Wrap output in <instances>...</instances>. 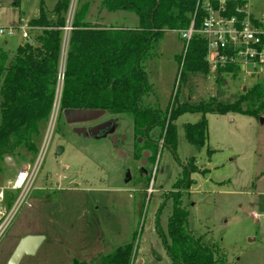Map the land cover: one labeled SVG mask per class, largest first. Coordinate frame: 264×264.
I'll return each instance as SVG.
<instances>
[{
  "label": "rangeland",
  "instance_id": "obj_1",
  "mask_svg": "<svg viewBox=\"0 0 264 264\" xmlns=\"http://www.w3.org/2000/svg\"><path fill=\"white\" fill-rule=\"evenodd\" d=\"M55 2L0 0V28L29 25L38 16L40 3L51 12ZM76 2L70 0L68 22ZM100 2L92 1L89 21L118 28L137 26L134 13H100ZM247 5L248 15L264 18V0H247ZM69 28L68 23L62 66ZM27 32V39L21 37V31L13 37H0V45L7 41L10 58L18 44L33 43L40 29ZM185 47L175 30L165 31L157 41L144 67L153 89L142 98L143 107L165 114L173 105L214 96L231 99L241 89L264 84V71L238 72L234 77L222 74L225 83H220L211 68L207 75L179 81L175 57ZM61 85L59 79L55 116L52 120L53 104L36 152L30 156L23 151L0 166V185H6L18 170L35 166L25 202L0 239V264H7L25 235H44L45 240L34 256H24L20 264H99L104 256L129 243L133 246L129 264H171L155 226L158 223L167 238L172 199L181 190L174 184L190 157H194L192 166L197 171L191 174L193 183L182 198L189 230L217 246L228 264H264V114H207L208 138L200 151L185 137V125L198 122L200 113H184L176 119L173 148L158 137V127L145 137L134 136L131 118L124 114L113 117V127L93 139L74 133L66 124L60 108ZM127 170L130 180L125 182ZM15 194L8 193L7 210L12 208Z\"/></svg>",
  "mask_w": 264,
  "mask_h": 264
},
{
  "label": "trees",
  "instance_id": "obj_2",
  "mask_svg": "<svg viewBox=\"0 0 264 264\" xmlns=\"http://www.w3.org/2000/svg\"><path fill=\"white\" fill-rule=\"evenodd\" d=\"M92 1L77 0L70 22L67 19L70 0H56L51 12L40 3L38 16L29 21L30 27L40 29L34 42L18 44L11 58L5 41L0 45V166L6 163L7 157L14 159L23 151L30 156L36 152L54 104L60 74L61 109H102L104 119L128 115L134 136L145 137L158 127V137L172 148L177 138L174 122L184 113L202 115L198 122L185 125L186 140L198 151L208 138L207 114L235 113L254 117L264 114V84L259 82L241 89L231 99L214 96L197 103L185 102L173 105L165 114L142 106V98L153 89L145 63L164 32L178 31L181 38L180 32L192 25L196 32L186 43L184 52L175 57L180 67L179 81L207 75L210 69L206 60L207 41L198 33L207 15L206 5L221 9L225 17L236 16L239 20L248 17L254 27L264 29L262 17L256 18L245 11L247 0H101L97 7L100 13L102 10L134 13L138 20L134 28L89 21ZM68 23L70 29L62 66L64 29ZM260 39L264 47V34ZM238 72L239 69L231 65L217 69V81L225 83L223 75L234 77ZM217 94L222 96V91L217 89ZM144 142L146 144L147 140L143 139ZM193 158H189L182 177L174 184L181 190L172 199L167 238L158 223L155 229L162 237L171 264H228L217 246L195 237L188 228V212L182 198L193 183L191 174L197 171L192 166ZM10 200L9 196L7 203ZM132 248V243L119 246L98 263L129 264Z\"/></svg>",
  "mask_w": 264,
  "mask_h": 264
},
{
  "label": "built area",
  "instance_id": "obj_3",
  "mask_svg": "<svg viewBox=\"0 0 264 264\" xmlns=\"http://www.w3.org/2000/svg\"><path fill=\"white\" fill-rule=\"evenodd\" d=\"M220 5H223L222 1ZM221 11L206 5L207 15L198 30V33L207 41L206 60L209 68L216 72L217 69L231 65L237 67L239 72L248 73V75L264 71V47L261 46L260 39L264 29L254 27L248 17L243 20H239L236 16L225 17ZM262 20L264 22V19ZM31 29L29 26L0 28V37H13L21 31V37L27 39L29 37L27 30ZM194 32L196 31L191 25L180 32L181 39L188 43ZM59 79H62L61 74ZM56 108L55 101L52 115ZM34 170L35 166L32 169H20L6 185H0V239L19 207L25 202L35 177ZM8 193H16L14 204L9 210L6 209L9 204L7 203Z\"/></svg>",
  "mask_w": 264,
  "mask_h": 264
},
{
  "label": "water",
  "instance_id": "obj_4",
  "mask_svg": "<svg viewBox=\"0 0 264 264\" xmlns=\"http://www.w3.org/2000/svg\"><path fill=\"white\" fill-rule=\"evenodd\" d=\"M62 113L67 124H79L96 121L104 116L105 111L102 109L66 108ZM113 124L114 120H107L88 129L85 127H79L75 129V133H89L92 137L99 138L105 135V132L109 131L113 127ZM116 138V136L113 137V139ZM57 153H61V149H58ZM147 154L148 153L145 152L144 155L146 156ZM5 161L9 162L11 161V158L7 157ZM129 180L130 174L129 170H127L125 173V182H128ZM44 240V235H25L18 241L15 249L7 261V264H20L24 256H34Z\"/></svg>",
  "mask_w": 264,
  "mask_h": 264
},
{
  "label": "flooded vegetation",
  "instance_id": "obj_5",
  "mask_svg": "<svg viewBox=\"0 0 264 264\" xmlns=\"http://www.w3.org/2000/svg\"><path fill=\"white\" fill-rule=\"evenodd\" d=\"M63 110L64 109H62V112H63ZM62 115H63V113H62ZM64 118V117H63ZM107 120H114V119H98V120H96V121H92V122H86V123H79V124H67V125H69V126H71L72 128H73V131H74V133H75V129H77V128H79V127H85L86 129H88V128H90V127H92V126H96V125H98V124H100V123H102V122H105V121H107ZM114 125V124H113ZM107 132V131H106ZM105 132V133H106ZM76 134H81V133H76ZM82 135H89V137L90 138H93V139H97V138H94V137H92L89 133H87V134H82ZM112 135H110L109 136V138L111 137ZM100 138V137H99ZM58 149H61L60 147H58ZM57 149V150H58ZM61 152H62V149H61ZM57 155H60V153L59 154H57Z\"/></svg>",
  "mask_w": 264,
  "mask_h": 264
},
{
  "label": "crops",
  "instance_id": "obj_6",
  "mask_svg": "<svg viewBox=\"0 0 264 264\" xmlns=\"http://www.w3.org/2000/svg\"><path fill=\"white\" fill-rule=\"evenodd\" d=\"M246 6H247V5H246ZM246 9H247V7H246ZM263 19H264V18H263ZM28 24H29V23H28ZM101 25H103V24H101ZM105 25H107V24H105ZM26 26H29V25H26ZM31 28H32V27H31ZM32 29H34V28H32ZM36 29H39V28H35V30H36ZM35 36H36V35H35ZM5 43L7 44V41H5ZM16 173H17V172H16ZM16 173H15V174H16ZM15 174H14V175H15Z\"/></svg>",
  "mask_w": 264,
  "mask_h": 264
},
{
  "label": "bare ground",
  "instance_id": "obj_7",
  "mask_svg": "<svg viewBox=\"0 0 264 264\" xmlns=\"http://www.w3.org/2000/svg\"><path fill=\"white\" fill-rule=\"evenodd\" d=\"M54 116H55V113H54L53 116H52V117H53L52 120L54 119Z\"/></svg>",
  "mask_w": 264,
  "mask_h": 264
}]
</instances>
